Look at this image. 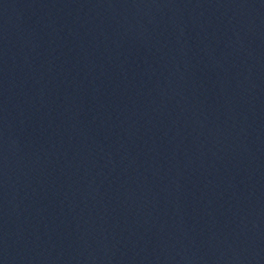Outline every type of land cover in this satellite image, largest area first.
Returning <instances> with one entry per match:
<instances>
[{
  "label": "water",
  "instance_id": "water-1",
  "mask_svg": "<svg viewBox=\"0 0 264 264\" xmlns=\"http://www.w3.org/2000/svg\"><path fill=\"white\" fill-rule=\"evenodd\" d=\"M0 264H264V0H0Z\"/></svg>",
  "mask_w": 264,
  "mask_h": 264
}]
</instances>
